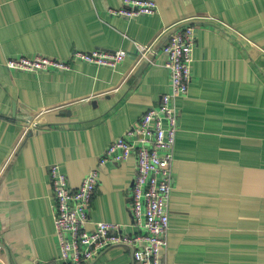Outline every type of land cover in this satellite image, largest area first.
Instances as JSON below:
<instances>
[{
  "label": "crops",
  "instance_id": "crops-1",
  "mask_svg": "<svg viewBox=\"0 0 264 264\" xmlns=\"http://www.w3.org/2000/svg\"><path fill=\"white\" fill-rule=\"evenodd\" d=\"M124 1L0 0V264H57L51 165L72 189L99 170L89 230L103 221L144 233L132 215L135 155L100 160L170 92L162 47L187 24L197 41L189 92L177 100L163 264H264V0H154L155 15L130 21L108 12ZM137 43L153 49L154 64L139 62ZM76 50L127 57L112 69L73 59ZM36 55L72 69L6 68ZM86 264L139 263L116 246Z\"/></svg>",
  "mask_w": 264,
  "mask_h": 264
},
{
  "label": "built area",
  "instance_id": "built-area-1",
  "mask_svg": "<svg viewBox=\"0 0 264 264\" xmlns=\"http://www.w3.org/2000/svg\"><path fill=\"white\" fill-rule=\"evenodd\" d=\"M154 0H125L109 14L126 20L156 14ZM197 41V27L187 24L172 34L163 45L165 68L171 75V90L163 95L157 107L148 110L139 123L106 149L100 166L120 164L136 157L137 172L131 190L134 227L143 234H125L120 225L97 222L89 230L94 194L100 181L98 169L91 170L77 189L58 165L49 167L55 212L54 226L61 255L57 264H86L102 251L116 246L131 249L133 261L139 264H163L169 246L170 200L173 191L175 149L180 126L177 100L186 97L192 81V64ZM139 62L154 64L151 47L136 44ZM73 59L85 64L116 69L127 57L125 50L89 52L74 51ZM72 61L41 55L8 59L6 68L19 73L68 72ZM28 124V123H27ZM35 124L31 132L38 130Z\"/></svg>",
  "mask_w": 264,
  "mask_h": 264
},
{
  "label": "water",
  "instance_id": "water-1",
  "mask_svg": "<svg viewBox=\"0 0 264 264\" xmlns=\"http://www.w3.org/2000/svg\"><path fill=\"white\" fill-rule=\"evenodd\" d=\"M25 120L31 121V120H32V117H29V118H27V119H25Z\"/></svg>",
  "mask_w": 264,
  "mask_h": 264
}]
</instances>
